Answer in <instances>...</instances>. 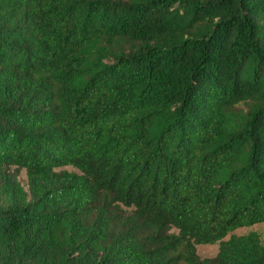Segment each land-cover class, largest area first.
Listing matches in <instances>:
<instances>
[{"label":"trees","instance_id":"16d2710c","mask_svg":"<svg viewBox=\"0 0 264 264\" xmlns=\"http://www.w3.org/2000/svg\"><path fill=\"white\" fill-rule=\"evenodd\" d=\"M260 223L264 0H0V264H264Z\"/></svg>","mask_w":264,"mask_h":264},{"label":"rangeland","instance_id":"374dc122","mask_svg":"<svg viewBox=\"0 0 264 264\" xmlns=\"http://www.w3.org/2000/svg\"><path fill=\"white\" fill-rule=\"evenodd\" d=\"M65 170L74 172L70 167L65 168ZM19 181L26 188V176L23 170L20 171ZM118 211H120L121 214H128L130 213L131 209L119 206ZM250 232H256L259 235L262 243H264V223L235 229L234 231L230 232L223 240H227L230 236L233 235L240 236L248 234ZM169 233L177 235V231L175 229H171ZM218 248L219 242H216L214 244L195 245V253L200 259H212L217 255Z\"/></svg>","mask_w":264,"mask_h":264}]
</instances>
